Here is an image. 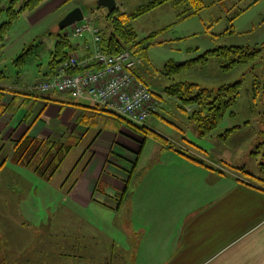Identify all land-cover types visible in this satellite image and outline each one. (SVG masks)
<instances>
[{
	"label": "crops",
	"instance_id": "obj_1",
	"mask_svg": "<svg viewBox=\"0 0 264 264\" xmlns=\"http://www.w3.org/2000/svg\"><path fill=\"white\" fill-rule=\"evenodd\" d=\"M115 1L122 12L127 11L124 2ZM70 2V8L58 13ZM82 5H86L87 15ZM96 5L97 0H45L34 10L19 14L27 27L44 24L41 32L31 36L35 43L27 46L23 42L21 46L31 48L30 55L36 53V57L33 61L28 57L24 66L13 61L17 67L14 77L0 73V151L26 133L67 141L75 144L71 151L79 150L76 163L60 177L58 189L41 193L45 198H61L63 228L77 231L78 237L47 238L35 255L19 260V264H264L263 143L251 144L257 148L250 151L255 161L252 169L227 149L215 151L216 163L246 171L237 175L220 165L222 173L192 161L153 134L144 135L87 98L76 99L57 91L36 92L40 97L34 99L26 95L31 93L26 91L30 82L47 79L56 70L51 53L58 35L66 31H57L54 22L58 24L69 11L80 7L85 18L106 30L108 10ZM157 8L169 9L167 13L173 18L154 31L165 32L185 19L177 17L178 11L171 4ZM68 42L69 55L90 59L93 46L89 33L68 37ZM10 43L7 32L0 49ZM154 96L162 105L147 118L148 131L175 143L199 136L195 124L191 126L190 106L185 112L191 133L163 116L156 122L153 116L172 112L170 106H178L179 101L166 93ZM157 123L167 124V134ZM232 128L231 134L241 131L239 125L228 129ZM149 138L154 141L149 143ZM233 145L241 147L240 143ZM33 206L28 203L29 212L34 211ZM3 225L13 230L10 223ZM9 236L15 238L14 234ZM57 246L67 249L56 255L48 253Z\"/></svg>",
	"mask_w": 264,
	"mask_h": 264
},
{
	"label": "rangeland",
	"instance_id": "obj_2",
	"mask_svg": "<svg viewBox=\"0 0 264 264\" xmlns=\"http://www.w3.org/2000/svg\"><path fill=\"white\" fill-rule=\"evenodd\" d=\"M121 1L124 2L126 13L130 14L152 0ZM203 1L208 6L199 11L197 16L179 21L172 25L170 30L161 32L155 38L163 44H155L148 49L147 60H143L140 70L155 95L165 94L166 88L177 82L195 84L196 92L203 88L216 90L222 84L238 82L236 103L230 109L232 113H228L210 135L204 137L199 135L193 140L187 138L192 142L182 139L180 141L184 143L181 144L188 152L201 154L200 156L207 157L206 159L212 160L213 163L219 160L215 156V151L227 149L232 154L239 155L243 164L252 169L255 161L250 151L255 152L257 148L251 144H264V47L261 48L264 44V0ZM22 2L23 0H17L14 9H17ZM3 3L0 4V10L3 8ZM71 4L72 2L64 6L58 13L70 8ZM82 8L87 15L86 5H82ZM118 8L120 10V7ZM167 11L169 9H154L131 20V24L135 30L137 29L138 34L149 35L148 32L157 30L164 26V22L172 20L173 17H170ZM6 19L7 13L3 9L0 11V23ZM23 21L20 16L12 22L8 30L11 43L0 49V73L7 78L15 76L17 70L15 64L18 63L16 59L25 48L21 49L22 43L28 44L27 46L35 43V41L32 42L34 37L31 38V36L41 32V27L44 25L40 23L37 26L27 27ZM52 26L57 31H61L56 22ZM222 46L234 47L233 58L241 55L236 47H243L250 51L255 48H261V50L253 60L248 62H238L237 58L236 63H230V59L211 56L205 62L195 61L191 65L184 66L185 60L193 59L208 49ZM27 49L29 48L26 47L23 51ZM39 56L41 53L38 54ZM28 57H32L33 61L36 53H33V56L28 55L24 64L27 63ZM169 60H173L175 65L180 63L181 67L180 71L172 77L165 75L163 70L165 62ZM170 107L172 112L163 111L161 116H153L156 122L163 116L164 120L172 121L190 132L188 114L176 105ZM157 124L162 132L167 134L165 131L168 129L167 124ZM235 125L241 126L240 132L237 134L226 132L228 128ZM191 126L194 128L193 122ZM175 137L179 139L181 136ZM152 141L154 140L149 138V143ZM234 143H240V149L235 148ZM212 146L213 151H210ZM11 151L10 144H6L0 151V264H19L21 262L19 260L35 255L38 247L47 238L78 237L77 231L63 228L64 224L61 221L64 214L62 210H59L61 198L56 196L45 198L41 193L58 189L60 177H64L63 174H67L76 163L79 150L73 149L69 153L63 166L50 180H43L30 168L14 165L10 161L4 164L3 159L9 156ZM242 175L245 176V174ZM28 203L34 205V211L32 209L28 211ZM7 223H10L13 230L3 225ZM10 233L14 234L15 238L9 236ZM57 247L59 248L51 247L48 253L56 255L60 253L59 250L67 249V247Z\"/></svg>",
	"mask_w": 264,
	"mask_h": 264
},
{
	"label": "trees",
	"instance_id": "obj_3",
	"mask_svg": "<svg viewBox=\"0 0 264 264\" xmlns=\"http://www.w3.org/2000/svg\"><path fill=\"white\" fill-rule=\"evenodd\" d=\"M44 1L45 0H23L22 4L17 9H14L17 0L7 1L8 5L0 10L3 11L4 9L7 13V19L0 24V46L4 41L6 33L11 28L12 22L19 16V14L24 11L30 12L34 10ZM186 3L188 6L184 8ZM166 4H171L173 8L178 11V18H186L188 16L196 15L199 11H202L208 6L203 0H152L147 4L140 6L136 11L130 14L120 11L118 7L113 8V10L108 12V14L104 17V22H106L109 26V28L107 26L106 30L105 27L102 28L98 26V23L96 24V22H92L93 26L98 29V33L100 35L99 48L103 52L108 54H117L122 51H129L133 56H136L141 60L140 65L133 71V73L138 81L148 86L149 84L145 80L144 76H142L143 73H141L140 67L142 62L147 60L148 49L152 45L163 44L162 41H156L155 38H157V36H159L164 29L154 31L145 37H139L138 33L131 24V20ZM98 7L100 6L97 4L96 8ZM69 47L68 38L65 36L60 37V35H58L55 48L51 53L52 62L56 65V68L61 62L68 58ZM262 47H264V44L261 48ZM233 48L234 47L222 46L216 49H208L193 59L185 60L184 66L191 65L195 61L205 62L211 56L230 59V63H236L238 59V62H248L253 60L261 50V48H255L253 51H250L249 49H243V47H236L239 49L241 55L239 57L236 56L235 59L232 56V54L235 53ZM30 51L31 48L27 49L16 59L19 66L25 63L26 57L30 55ZM237 52L238 51H236V53ZM163 68L164 74L171 77L178 73L181 69L180 66L175 65L173 60L165 62ZM238 85V82L233 84H222L216 90L203 88L197 90L196 92L194 89L195 84L177 82L168 86L165 92L179 101L178 107L182 110L186 111V106L191 107L190 110L187 111L189 113V119L195 124L198 134L204 137L210 135L218 126L219 122L228 113H232L230 112V109L236 103ZM0 91H2V89H0ZM26 91L28 92L29 90ZM30 92L31 93L28 92L26 94L29 98L34 99L36 97H40V95L36 94L37 91ZM2 95L3 94H1V96ZM96 106L102 111H107L98 105ZM124 120L128 125H131L144 135L153 134V136L160 142L165 143L168 147L175 149L177 152L192 161L205 167L218 170L222 173L224 172L219 169L224 164L213 163L212 160L206 159L207 157L200 156L201 154H196V152L195 155H193L189 152L183 151L157 132L148 131L142 125H138L126 119ZM233 129L234 128L227 129L226 132L230 133ZM74 145L75 144L67 141L33 137L26 133L19 140L12 142L11 154L5 157L3 162L5 164L10 161L14 165L30 168L31 171L41 179L50 180L69 155ZM223 167L237 175H239L238 172H246L242 167H234V169L230 166Z\"/></svg>",
	"mask_w": 264,
	"mask_h": 264
},
{
	"label": "built area",
	"instance_id": "obj_4",
	"mask_svg": "<svg viewBox=\"0 0 264 264\" xmlns=\"http://www.w3.org/2000/svg\"><path fill=\"white\" fill-rule=\"evenodd\" d=\"M86 33L92 37L93 52L89 60L70 55L58 65L51 78L32 81L26 90L40 93L57 91L69 93L76 99L87 98L109 112L144 125L162 102L133 73L141 60L129 51L117 54L103 52L99 48L98 29L89 20L72 25L67 35L78 37ZM175 144L185 150L182 144Z\"/></svg>",
	"mask_w": 264,
	"mask_h": 264
},
{
	"label": "water",
	"instance_id": "obj_5",
	"mask_svg": "<svg viewBox=\"0 0 264 264\" xmlns=\"http://www.w3.org/2000/svg\"><path fill=\"white\" fill-rule=\"evenodd\" d=\"M97 4L102 6L108 10V12L112 11L116 6L115 0H97ZM84 18V13L80 7H75L71 11H69L58 23V27L60 30L65 29L76 22L81 21ZM180 63H176V66H179Z\"/></svg>",
	"mask_w": 264,
	"mask_h": 264
}]
</instances>
